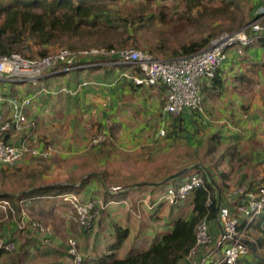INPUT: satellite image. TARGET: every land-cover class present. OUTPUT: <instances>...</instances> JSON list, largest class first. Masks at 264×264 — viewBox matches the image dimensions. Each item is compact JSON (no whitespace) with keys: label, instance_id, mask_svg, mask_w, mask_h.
I'll list each match as a JSON object with an SVG mask.
<instances>
[{"label":"trees","instance_id":"obj_1","mask_svg":"<svg viewBox=\"0 0 264 264\" xmlns=\"http://www.w3.org/2000/svg\"><path fill=\"white\" fill-rule=\"evenodd\" d=\"M175 1H179L180 5L184 7L185 12L183 11L182 13L188 17L186 25L197 24L196 20H201L206 13L213 12L214 10H216L214 12H224L226 14L231 6L238 4L237 0H220V7L213 5L215 0H0V53L11 54L19 52L28 58H37L56 52L61 48L79 51L91 47L122 48L127 47L128 44H134L137 47L139 42L135 34L142 28H151L158 20L166 22V16L162 9L165 6L163 3ZM205 1H210L212 9L206 7ZM180 5L177 3L175 8H182ZM159 16H162V18L157 20ZM243 25H245V22L242 21L237 28ZM230 29H233V27ZM215 37L216 32H211L202 37H190L180 41L172 51H170L172 49L170 46L162 42L159 46H153L147 51L152 53L160 52L168 58H174L207 48ZM257 45L262 47L264 51V37H259L252 45L243 46L242 50L244 52L248 48ZM240 46L231 45L227 48L226 60L217 69L215 76L211 79L213 89L220 88V91H223L224 79L221 75L222 68L228 61L229 51H235L234 53H236L239 51ZM236 57L235 55L232 56L233 59ZM91 59L89 56H83L74 61L61 63V66L66 68L101 61L98 57ZM96 68H120L122 71L126 70L131 74L137 75H140L141 71L133 64L85 65L82 68H74V70L90 71ZM125 80H128L133 86H137L133 80L126 77ZM3 87L4 84L0 83V88ZM35 92L36 88L31 92H27L25 96H30ZM169 115V125L172 131L168 132V134H173L177 138L182 137V135L186 136L188 134L186 131L191 128L199 129L205 125L196 113L193 115L170 113ZM17 132L22 133L25 131H17L15 129L2 131L0 129V139L18 145L23 141L24 136L19 142H12L13 134ZM160 135V137H166L167 129H165L164 135ZM193 142V139L186 141L184 138V145L178 148V151L177 149L170 150L167 155L161 157L156 166V170L161 174L159 177L157 176L158 178L156 177L159 184H143V187L152 189V194L156 193V199H158L165 193L168 187H178L182 183L189 181L194 175L202 176L204 178L202 186L191 190L184 200L175 204H169L173 206L172 208L188 204L190 206L189 212L182 213L180 211L178 215L172 216L166 222V231L160 238L157 237L145 248L139 249L133 247L125 257H121L119 251L129 238V228L114 223L112 225L114 231L111 233L112 237L111 234L106 232L101 235L100 230L97 229L99 223L102 224L104 216L99 217L97 215L89 228H85L74 219L68 217L71 227L70 236H68L77 240L79 251L82 253V264H189L187 256L196 245L195 233L197 224L206 218L213 239L219 233L216 216L221 198L222 205L228 207L230 215L238 218L240 222L239 229L247 226V234L255 241L253 248H256L257 251L264 248V229L262 228L264 214L258 216L247 225V217L240 214L237 210L240 198L237 197L229 200L226 193L224 194L230 186L227 181L231 177V171L228 168L233 166L232 145H224L223 137L220 133L207 137L203 145L195 146ZM30 157L40 162H35V165L31 167H25L27 170L25 172H19L21 166L16 167L18 172H15L17 175L14 174V176L19 177L20 181H23L24 185L27 184L30 189L22 191L20 194L0 192V201H8L9 207L6 210L10 208V215L0 221V237H3L7 242L15 244L13 251H0V260L5 264L8 262H12V264H44L40 263L41 259L50 260V264H74L67 250L68 242L66 243L64 254L67 258H58L51 251L52 244L55 241L51 242L49 239L54 238L53 235L56 231L58 234V227L53 225L55 230L53 229V233L50 235L42 232L38 227H33V222L29 223L28 227L22 226L19 222L14 221L15 216H13V213L16 210L11 207L10 202L17 208L18 216H21L23 201H28V204L33 209L40 205L39 208L42 211L45 209V206L42 204L44 203L43 200H46V204L50 207H54L56 204L52 203L53 199L55 197L62 198L65 204L70 206L69 211H67L69 213L74 209V206L70 200H65L63 195L75 194L82 202H95L96 196L92 192L88 196H85L83 191H93L91 185L98 177L95 174H90L86 178H81L80 182L71 180L69 183L51 184L43 176V171L48 170L50 167L49 164L44 162L45 160L43 159L45 157ZM20 161L13 166L19 164ZM41 162L44 163L41 164ZM198 163H201L203 166H199ZM192 165L194 167L188 172L174 179L162 182L170 174ZM13 166L1 162L0 172L2 174L8 173V169L10 170ZM227 170L228 172H226ZM39 178L41 179L38 182ZM262 181H264V178ZM101 183L103 185L102 190L104 191L105 202L113 200L114 203H124L127 201L126 198L130 196L128 193L122 191L115 193L107 190V184L109 183L106 179H103ZM248 183L250 187L264 184L260 181L258 183L252 181ZM98 189L95 188L94 190ZM166 203L168 204L165 200H157V210L150 213L151 219H161L160 213ZM48 212L50 213V211ZM38 221L43 223L44 218H39ZM12 222L13 226H11ZM44 225L48 226L49 224L45 222ZM73 225H77L80 229L79 233L73 232ZM5 227L7 228L5 229ZM214 231L218 233L215 234ZM82 235L83 237H80ZM88 237L92 238L93 248H89L87 245ZM99 242H103L106 248L103 251L97 252L95 247ZM229 245L230 242L226 241L206 264H216L218 259L222 257L224 249ZM45 247L47 248L45 249ZM252 249L242 258V261L245 264H264V259L255 256ZM55 259H62V261H52ZM38 261L39 263H36Z\"/></svg>","mask_w":264,"mask_h":264},{"label":"crops","instance_id":"obj_2","mask_svg":"<svg viewBox=\"0 0 264 264\" xmlns=\"http://www.w3.org/2000/svg\"><path fill=\"white\" fill-rule=\"evenodd\" d=\"M242 48L243 46L239 47V53L229 51L228 61L221 71L224 79L223 91H220V88L213 89L211 79L203 81V108L196 113L205 125L211 127L209 132L212 134L208 135V137L215 133H220L223 137V144L230 145L227 134L234 136L237 134V136L239 135V142L243 145L244 150L239 155V169H235L231 173L230 180L227 181L230 186L224 192L226 195L228 191L241 183L249 184L248 182L250 181L264 183L262 181L264 174L258 175L255 173L257 168H264V51L258 45L250 47L244 52ZM233 55L237 57L233 59ZM74 68H82V66L74 65L64 68L59 64L37 86L18 82H0L4 84L1 89L5 92L4 94L7 93L6 96L8 97H26L27 92H31L35 88L36 91L41 90L32 103L24 107L28 119L34 121V126H29L22 130L25 132L13 134L11 141L17 143L24 136L23 140L29 139L31 145L41 150L51 145L54 148L53 155L59 161L56 165L59 168L54 167V169L64 170V168L68 167V179L63 182L69 183L71 180L78 182L81 180V178L70 174V170H75L70 167H78L77 164L70 162V155L76 154L79 149H81L82 153L86 151L84 148L88 147L85 146L89 139L92 141V136L102 132L108 133V139L109 137L111 139H107L106 143H91L93 145L92 153L85 157L80 166L83 169L93 170L90 173L86 172L82 178H86L90 174H95L98 177L93 182V187L99 188V194L94 195L97 203L94 202L95 210L99 217H105L102 218V224L99 223L97 226L100 234L103 235L105 232L108 234L113 233L112 225L114 223L130 229L129 238L119 251L120 256L125 257L133 247L145 248L154 239L160 238L166 231V222L172 216L178 215L180 211L188 213L190 210L188 204L172 208L173 206L166 203L160 213L161 219H151L150 213L157 210L156 206L159 198L156 199V193L153 195L152 189L143 187L141 183L148 185L159 184L157 178L161 174L156 170V167L151 171L149 178L138 180V184L134 182L137 186L133 185L134 187H132L131 185L126 188L123 185V188L117 191L130 195L124 203H114L113 200L105 202L104 191L102 190L103 185L101 182L103 179L108 180V182L110 179L119 182L115 173L116 166L114 165L118 157L113 151V154H111L113 148L111 140H113L112 137L116 131L113 124L123 122L122 137L127 136L137 140L138 138L143 139L148 134L154 136L155 132H151L154 129L152 127L158 125L164 118L165 120H170V113L164 108L167 89L163 85L133 86L128 80H125V77L130 79L127 75H131V73L126 70L122 71L120 68H96L90 71H76ZM125 73L127 75H123ZM84 82H87L86 86L83 85ZM4 106L5 116L11 117L13 109L10 102L5 101ZM126 112H128L127 115ZM133 112L138 113L135 114ZM124 113L126 117L128 115V117L136 116L138 121H140V118H143L141 119L143 121L149 117H155L156 120L154 121L156 123L145 134L146 132L142 130L144 124H141V121L136 128L126 125L124 123L125 119L120 116L121 114L124 115ZM158 119L160 120L158 121ZM82 124L86 126L83 127ZM167 126L164 124L158 129L156 139L160 138L161 130L167 129ZM39 130L41 134H39ZM92 154L99 155V158L94 159ZM91 160L92 164H90ZM35 162V159L26 156L19 164L24 169L35 165ZM94 165L100 166L101 169L98 170L99 167L93 168L92 166ZM103 166L106 167V172L104 173L102 171ZM110 186L112 185L107 184V190H109ZM83 192L85 196H88L91 192L93 194L92 190ZM56 211L58 210L56 209ZM60 216V220L57 222L53 221V225L58 227L59 231L58 234L57 231L54 234L53 241L55 242H53V247L51 248L52 253L58 258H62L63 254H65L66 242L64 238L70 236L71 229L68 213L65 216ZM1 220L4 219L0 218ZM14 221L17 222L16 219ZM58 224H61L64 229ZM13 225L12 222L11 226ZM22 226H25V224ZM73 230L76 234L80 231L78 227ZM214 233L217 234L218 232L214 231ZM80 237H83V235ZM91 240V237L87 238L89 248H93ZM105 248L106 245L103 242H99L96 244L95 250L98 252L100 250L103 251ZM61 249L63 250L61 251ZM254 255L264 259V254L261 256V254L254 253Z\"/></svg>","mask_w":264,"mask_h":264},{"label":"built area","instance_id":"obj_3","mask_svg":"<svg viewBox=\"0 0 264 264\" xmlns=\"http://www.w3.org/2000/svg\"><path fill=\"white\" fill-rule=\"evenodd\" d=\"M259 37H264V6L255 11L253 21L243 28L222 33L215 37L205 49L174 58L157 57L149 51L136 47L110 49L91 47L79 51L61 48L56 52L37 58H28L19 52L0 53V82H18L37 86L48 73L61 63L74 61L83 56H89L90 59L98 57L101 59L100 62L82 64L81 66L133 64L141 70L140 75H127V73L123 75H127L136 85L165 86L167 89L165 110L174 114L189 113L192 115L202 110L204 103L203 81L215 76L217 69L227 58V48L231 45H252ZM83 85L86 86L87 82H84ZM40 92L41 90L36 91L27 97H8L0 88V129L2 131L8 129L21 131L29 126H34V121L28 119L24 107L30 105ZM5 101H9L12 106L11 117L5 116ZM161 134L164 135L165 130H161ZM107 139L108 133L102 132L94 136L91 143L99 144ZM53 153L54 148L51 145L41 150L31 145L29 139H24L18 145L0 139V163L7 165L13 166L26 156L49 158ZM203 184L204 178L194 175L189 181L178 187H168L158 200H165L169 204L178 203L187 198L191 190ZM122 188L120 185H115L110 186L109 190L117 192ZM226 196L229 200L240 198L237 210L247 217V225L264 214V185L250 187L247 183H241L228 191ZM63 197L65 200H70L74 206V209L68 213V217L85 228H89L97 216L95 203L92 201L82 202L75 194H65ZM0 203L4 204L2 205L4 208L9 207L8 201L2 200ZM216 223L219 233L215 239L211 235L206 218L197 224L196 245L187 256L189 264H206L226 241H229L230 245L224 249L222 257L216 264H245L242 258L253 248L255 241L247 234V226L239 229L238 218L230 215L228 207L222 205V198L218 205ZM32 226L38 227L42 232L52 233L49 226H45L39 221H33ZM262 228L264 229V219ZM14 248L13 242H7L3 237H0V251H13ZM67 250L74 264H82V253L79 251L75 238H69Z\"/></svg>","mask_w":264,"mask_h":264},{"label":"rangeland","instance_id":"obj_4","mask_svg":"<svg viewBox=\"0 0 264 264\" xmlns=\"http://www.w3.org/2000/svg\"><path fill=\"white\" fill-rule=\"evenodd\" d=\"M237 2L238 4L236 5L234 4L233 6H231L226 14L224 12L220 13V12H214L216 10L214 11L212 10L213 12L206 13L202 17L201 20H196L193 17L198 22L197 24H194V25L193 24L186 25V21L188 17L184 13H182L183 11L185 12V10H184V7L180 5L179 1H175L172 3L165 2L163 3V5L165 6L162 9L166 16V22L159 21L158 19L162 18V16H159L157 18L158 21L155 23L154 26L148 29L142 28L139 32L135 34L139 42L137 47L134 44H128L127 47H136V48L147 51L151 47L153 46L157 47L163 42L164 44L170 46L172 48L170 51H172L173 49L177 47L180 41L188 39L190 37H202L211 32H216V37H218L224 32L236 31V29L237 30L241 29L245 25L253 21V18H255L254 17L255 11L259 8V6L261 5L264 6V0H237ZM177 3L182 8L180 9L175 8V5H177ZM205 3L207 4L206 7L208 9H212L210 6L211 4L210 1H205ZM220 4H221L220 0H215L213 5H215V7H220ZM153 20H156V19H153ZM242 21L245 22V25L237 28L238 26H240ZM231 27H233V29H230ZM237 52L239 53V51ZM153 54L157 57L168 58L160 52H153ZM127 113L128 112H126V115ZM133 113L137 114L138 112H133ZM126 115L124 113V115L121 114L120 116L123 117V119H125L126 122L123 120L124 123L128 126L129 125L133 126L132 128H136L137 126H139L141 119H143V118H140L139 119L140 121H138V118L136 116L128 117L129 116L128 115L126 117ZM154 120H156L155 117H149L148 119H144L143 121H141V124H144L143 125L144 128L142 130L146 132L145 134L148 133L151 126L155 125L156 122ZM159 120L160 119H158V121ZM169 121L165 120L164 118V120H161L160 123H158V125H155L154 127H152L154 129L151 132L153 133L155 132L154 136L151 134H148L143 139L138 138L137 140H133L127 136H123V137L121 136L122 134L121 130L124 127L122 126L123 122H116L113 124L114 129H116V131H115V135L112 137L113 140H111L112 147H113L111 150V154H113L112 153L113 151L116 157H118L114 165L116 166L115 173H116V177L119 179V182L114 181L113 179H110V181L108 182L110 185L112 186L120 185L122 187L124 185L126 186V188L130 187L131 185L132 187H134L133 185L137 186L138 180H144V179L149 178L151 171L155 169L158 163L157 161H159L161 157H163L164 155H167V153H169L170 150L177 149L178 151V148L184 145L183 144L184 138L186 141H188L189 139L191 140L193 139L194 141L193 144H195V146L197 145L200 146L206 142L208 135L212 134L209 132L211 127L203 125L199 129L191 128L190 130L186 131L188 133L186 136L182 135V137L177 138L173 136V134H170V135L168 134V132L170 133L172 131L171 126L170 125L169 127L167 126L169 124ZM164 124H166L167 126L166 127L167 136L164 138L160 137L156 139V137L158 136L157 135L158 129L162 127ZM82 126L85 127L86 125L82 124ZM39 134H41L40 130H39ZM227 135H228L227 139L229 140V143L232 144L231 153H232V164H233V166H230V168L228 169H230L231 173H233L235 169H239V155L243 152L244 149H243V145L241 144V142H239V135L238 136L237 134L235 136L232 134H227ZM110 139L111 138L109 137L108 140ZM108 140L103 141V143H106ZM128 146H131V147H128ZM85 147L87 148H84L86 149V151H83V153L81 152V149H79V151L76 153L77 155L76 154L70 155V162H73L78 165V167L69 166L70 168L75 169V170H70V174L73 175L74 177L82 178V176L86 172H89V173L93 172L92 169H86V168L83 169V167L80 166L81 162L85 159V157L89 153H92L93 145L91 144L90 139H89V142H87V145ZM54 156L55 155H53L52 157L43 159V160H47L44 162L50 165L48 170L43 171V176L45 180L51 184L64 183L65 180L68 179V172H69L68 167H66V169L64 168V170H57V169L55 170L54 167L59 168L56 166L59 161H58V158L56 160V157ZM92 156L94 159L99 158V155L97 154H92ZM53 159L55 161H51ZM36 162L39 163L40 161H36ZM44 162H41V164ZM91 162L92 160L90 161V164H92ZM198 165L203 166L201 163H198ZM19 166L20 164H17L16 166H13L10 170L8 169L9 172L4 173L5 176L4 174H2V172H0V192L20 194L22 191H26L30 189L27 186V184L24 185L23 181H20L19 177L14 176V174L17 175L16 174L18 172L17 168ZM92 167L93 168L99 167L98 170L101 169L100 166L98 165L97 166L94 165ZM189 167L192 168L194 167V165L189 166ZM19 169H20L19 172L27 171L25 168L23 169L22 167ZM102 169H103L102 170L103 173L106 172L105 166H103ZM257 169L255 171L256 174L258 175L264 174V168L263 169L259 168L258 170ZM40 179L41 178L38 179V182ZM134 182H136L137 184H135ZM91 188L94 191L93 195L99 194L98 190H94L95 188L93 187V184L91 185ZM53 200L54 201L52 203L56 204V206H54L55 208L50 207L49 205L46 204V200H43L45 204L44 203L42 204L45 206V209L42 211L39 208L40 205H38V207H35L33 209L32 206L28 204V201H23L21 216H18L17 208L10 202L11 207L14 210H16V212H14L13 214V216H15L14 219H16L17 222H19L21 225L25 224V226L28 227L29 223H32L33 221H38L39 218H44L43 223L45 224L46 222L49 225H51V226L49 225L48 226L52 229V233H53V229H54L53 221L57 222L58 220H60L59 219V217H61L60 215L65 216V214L67 213V211H69V208H70L69 205L65 204V201H63L62 198L55 197V199ZM2 205L4 204L0 203V218L6 219L10 215L9 213L10 208L6 210V208H4ZM56 209L58 211H56ZM48 211H50V213ZM58 225H60L61 228L64 229V227L61 224H58ZM73 227L75 229L77 228V225H73ZM53 239L50 238L49 241L52 242ZM68 240H69V237L64 238V241L66 243L68 242ZM46 248L47 247H45V249ZM257 253L263 256L264 248H262L260 251H257ZM63 258H67V257L63 254ZM52 261H62V259H55ZM50 262H51L50 260H44V259H41L40 261V263H44V264H47V263L50 264ZM71 262H72V259H71ZM36 263H39V261ZM0 264H5V263L0 260ZM6 264H12V262H8Z\"/></svg>","mask_w":264,"mask_h":264},{"label":"water","instance_id":"obj_5","mask_svg":"<svg viewBox=\"0 0 264 264\" xmlns=\"http://www.w3.org/2000/svg\"><path fill=\"white\" fill-rule=\"evenodd\" d=\"M190 169H192V168H191V167H187V168H184V169H182V170H180V171H178V172H176V173H173V174L169 175V176L164 180V182H166V181H168V180H171V179H174V178H176V177H178V176H180V175H182V174L188 172ZM141 184H144V183H141ZM253 252L256 254V253H257V249H256V248H253Z\"/></svg>","mask_w":264,"mask_h":264}]
</instances>
